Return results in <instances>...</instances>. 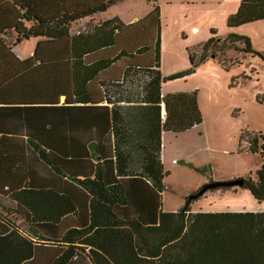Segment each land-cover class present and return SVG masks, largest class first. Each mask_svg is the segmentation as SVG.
<instances>
[{
  "label": "trees",
  "instance_id": "trees-1",
  "mask_svg": "<svg viewBox=\"0 0 264 264\" xmlns=\"http://www.w3.org/2000/svg\"><path fill=\"white\" fill-rule=\"evenodd\" d=\"M121 1L12 0L23 12L21 20L31 25L13 28L17 41H45L19 70L11 67V49L5 45L0 49V109L10 110L7 105L23 98L29 102L28 112L68 111L67 145L60 137L65 126L58 122L32 121L24 127L36 138L29 144L37 159L77 191L60 198V203L55 191H46L49 201L46 216L41 218L33 205L43 204V199H35L43 192L15 190L11 199L22 209L20 213L27 212L34 228L59 229L66 224L67 230L38 232L34 239L6 219L7 231L0 233V264H27L38 246L49 245L55 248L51 264H72L83 255L90 264H264V212L192 213L193 202L203 195L187 199L186 207L176 213L163 211L169 173L162 165L161 136L164 132L183 134L203 124L197 92L164 95L163 86L193 74L207 61L217 32L212 30L214 37L206 42L198 61L189 53L188 72L169 77H163L160 70L159 4L166 0H146L153 10L137 23L125 26L114 19L91 33L70 35L72 24ZM260 21H264V0H242L237 12L228 17L227 27L237 29ZM7 32L1 30L0 36ZM226 42L235 50L244 43L242 51L261 55L245 36L232 33ZM44 54H62L72 60L70 64L47 61ZM37 63H47L50 71H43ZM61 67L65 71L60 72ZM61 96L67 99L63 106H59ZM77 111L84 118L107 122L109 132L103 133V140L88 141L83 149L69 141L70 132L76 129ZM83 127L86 130L87 124ZM247 136L242 135L241 145L246 142L251 153L259 154L262 166L256 180L241 178V189L263 204L264 134ZM79 193L85 198L82 207L78 206ZM84 213L89 222L76 227L73 220Z\"/></svg>",
  "mask_w": 264,
  "mask_h": 264
},
{
  "label": "rangeland",
  "instance_id": "rangeland-1",
  "mask_svg": "<svg viewBox=\"0 0 264 264\" xmlns=\"http://www.w3.org/2000/svg\"><path fill=\"white\" fill-rule=\"evenodd\" d=\"M241 1L166 0L159 4L164 77L188 72L189 53L198 61L204 45L214 37L212 30L217 32L218 43L211 50L213 55L210 53L193 74L164 87L166 93L172 94L197 92L203 116V124L188 133L165 136L164 168L169 173L164 183L165 212L184 209L187 199L212 182L235 177L256 180L261 169V156L246 149V142L241 145V137L264 134V21L229 29L227 19L237 12ZM152 10L146 0H124L95 20L135 23ZM232 33L249 38L253 50L261 55L242 51L244 43L238 44L236 50L227 47L225 40ZM38 43L34 39L25 41L14 52L22 59L29 58ZM235 189L207 191L191 209L195 213L232 212L258 206L247 190L241 189L239 195L228 194Z\"/></svg>",
  "mask_w": 264,
  "mask_h": 264
},
{
  "label": "crops",
  "instance_id": "crops-1",
  "mask_svg": "<svg viewBox=\"0 0 264 264\" xmlns=\"http://www.w3.org/2000/svg\"><path fill=\"white\" fill-rule=\"evenodd\" d=\"M107 11L98 13L92 17L84 18L72 24L70 27V35L75 36L79 34L91 33L93 32L94 29L100 27L103 23L111 21V20H104V21L95 20L96 19L95 17L97 15L106 13ZM22 14L23 12L21 11V9L17 7L12 2V0H0V31L8 29L7 35L0 36V49H2V46L4 45L7 46V48L11 49L12 56H9L10 59L12 60L11 67L13 69H18V70L21 67L20 64L30 59H33L36 53L34 52L33 56L29 58L22 59L14 52V48L18 47L25 41H29L33 39L39 40V43L42 41H45V39H41V38L24 39L20 42L17 41L18 35L17 33L14 32L13 28L17 25L22 26L21 25L22 23L25 27L29 28L31 26L27 21L21 20ZM85 20H88V22L84 23ZM131 24H134V23H127L124 25L128 26ZM192 31L196 32L197 29L194 28L192 29ZM43 56H44L43 58L44 60L67 62L65 64H70L72 60L71 56H64L62 54H53V55L44 54ZM106 57L107 56H105L104 58ZM2 59H3V56H0V62L2 61ZM61 64L62 63H60V65ZM37 65L41 66L43 71H45L46 69L47 71H50L48 70L50 67L47 63L44 65L42 64L40 65V63H37ZM160 70H161L162 76L164 77L163 72H162V65H161ZM1 71H2V66L0 65V72ZM59 71L61 72L65 70L63 69V67H61ZM19 74L20 73H17V75ZM165 85L163 86V94L164 95L172 94V93H166L164 91ZM66 100H67L66 97L61 96L59 106L65 105ZM7 106L11 109L10 110L0 109V129L2 127L4 129L3 132H0V233L7 231L6 219L12 221L15 225H17V227L20 229V232H23L24 235L26 236L31 235L34 239H36V237L40 235L38 232H65L67 230L66 224L65 225L59 224L60 225L59 229L51 228L52 226H48V228L46 229L45 228L43 229L34 228L30 219L29 220L27 219V216L29 217L27 212L20 213L19 210L22 211V209L17 206V204L11 199V197L15 190H23L26 188H32V189L34 188L36 190H40V192H43V194L35 196V199L37 201H39V199H43L42 201L43 204L40 205L41 204L40 203V204L33 205L35 201L34 200L32 205L38 208L40 212L39 217L45 218L47 203L49 201V196L45 194L46 191L48 190L55 191L56 194H58L59 196V203L61 201L60 198L64 196H68V195L72 196V193L74 191H77L75 187L69 186V183L66 180H62L60 177L56 176L51 170H49V168L44 166L37 159V157L35 156L29 144V141H31L32 139H36V138L33 136H30L28 134V130L26 129V127H24V126L29 125V123H32V121L33 123H36L37 121H39L41 122V124H45V123L49 124V123L58 122L59 124H62L63 126H65V131H63V134L60 137L66 142V145H67L66 139H68L67 138V134H68V117H67L68 114L67 113L68 111L65 110V112H59V113L52 111L50 112L49 115H43L38 110L28 112L26 108L30 106L29 102L23 101V98H21L15 105H7ZM0 108H1V105H0ZM27 112L29 113V115ZM79 112L78 111L76 112L78 113L75 119L76 129L70 132L69 141L77 142L79 145L77 149L78 148L83 149L84 147H86V142L88 141L103 140L106 136V135H103V133L109 132V127H108L107 122H100L98 121V119L93 118V117L86 116L84 118L82 116H79ZM86 112H89V111H86ZM84 124H87L86 130H84V127H83ZM186 133H183V134H186ZM167 134L178 135V134H174L171 132H164L161 136V146H162L161 158H162L163 167H165L164 165V149H165L164 141H165V136ZM183 134H179V135H183ZM100 148L104 150L103 146H101ZM246 149H248V147H246ZM238 179L239 178L235 177V178L228 179L225 182H231V181H235ZM240 190L241 188L237 187L234 191L229 192L228 194L239 195ZM82 195L83 194L79 193L77 197L78 200L81 201V203L78 204V206L80 207L84 206L85 204L84 203L85 198H84V195L83 197ZM263 204H258L257 207L252 206L250 209H245L243 211H232V212L233 213L234 212L235 213H244V212L263 213L264 212V207H262ZM176 212L178 211L167 212V213H176ZM200 212H203V211H200ZM212 212L222 213V212H217V211L215 212L212 211ZM212 212H209V213H212ZM192 213H195V212L192 210ZM88 216H89L88 214L84 213L81 216H78L76 220H73V222L76 223L75 225H77L76 227H80L81 225L85 226L87 222H89ZM65 222H66V219L63 221V223ZM54 251H55V248L52 247L51 245L38 246L35 257L33 258V260H31L27 264H51V262L55 258ZM72 264H90V262L88 258L83 255L82 257L75 258Z\"/></svg>",
  "mask_w": 264,
  "mask_h": 264
},
{
  "label": "water",
  "instance_id": "water-1",
  "mask_svg": "<svg viewBox=\"0 0 264 264\" xmlns=\"http://www.w3.org/2000/svg\"><path fill=\"white\" fill-rule=\"evenodd\" d=\"M243 185V180H235V181H231V182H220V183H211L210 185H208L207 187H205L199 195L192 197L191 199H196L200 196H202L203 194H205L207 191L210 190H218V189H229V188H241Z\"/></svg>",
  "mask_w": 264,
  "mask_h": 264
}]
</instances>
